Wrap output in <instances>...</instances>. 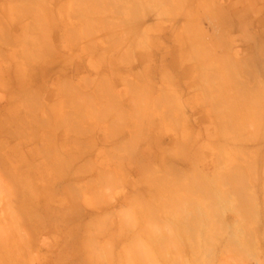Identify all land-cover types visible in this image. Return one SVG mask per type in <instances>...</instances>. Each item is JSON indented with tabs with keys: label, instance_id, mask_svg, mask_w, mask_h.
Listing matches in <instances>:
<instances>
[{
	"label": "rangeland",
	"instance_id": "obj_1",
	"mask_svg": "<svg viewBox=\"0 0 264 264\" xmlns=\"http://www.w3.org/2000/svg\"><path fill=\"white\" fill-rule=\"evenodd\" d=\"M17 3L4 0L8 11L0 20V48L12 66L21 62L16 80L28 65L30 75L38 76L49 57L71 75L103 72L116 77V90L139 91L117 158L83 167L82 159L73 158L68 170L74 173L53 168L50 174L35 157L36 138H49L58 127L37 125V96L15 93L5 103L0 90V264H164L162 253L188 264L174 219L186 208L194 212L189 236L198 244V264H264L247 231L264 214V0ZM67 43L74 68H65ZM199 61L205 63L201 69ZM208 97L223 98L232 112L234 140L221 139ZM174 141L181 144L178 157L160 149L173 148ZM223 143L244 154L235 168L251 164L250 206L239 211L220 197L213 180ZM165 164L178 167L174 179L196 174L202 205L163 201L167 194L156 179L165 177ZM119 166L120 173L109 174ZM45 232L53 235L51 249L41 245Z\"/></svg>",
	"mask_w": 264,
	"mask_h": 264
},
{
	"label": "crops",
	"instance_id": "obj_2",
	"mask_svg": "<svg viewBox=\"0 0 264 264\" xmlns=\"http://www.w3.org/2000/svg\"><path fill=\"white\" fill-rule=\"evenodd\" d=\"M19 3L20 0L17 8ZM7 11L4 0H0V20ZM67 47L64 57L65 68H74L75 60L70 54L69 43ZM9 55L6 56L0 48V90L5 103L8 96L15 93L35 95L38 97L35 114L37 125L50 123L51 126L58 127L57 132L51 137L36 138L38 145L35 157L39 159L40 156L43 160L45 166L42 168L47 169L45 172L53 174V168H62L57 169L59 173H74L68 170L72 166L73 158L82 159L83 167L92 166V161L98 158L118 157V146L123 143L122 128L131 129L132 105L139 90H116L113 86L116 77L111 80L109 74L103 72L89 74L85 71L76 76L71 75L59 63L55 65L57 62L49 57L43 62L42 72L38 76L30 75L31 66L28 65L25 67L27 74L16 80L14 73L21 67V62L18 64L19 68L16 65L12 66ZM45 69H52L54 73L48 76L43 72ZM12 77L15 83L12 82ZM30 78H35L33 87L28 86ZM102 84L106 85L105 90ZM21 102L19 101V104ZM19 109L22 111V107ZM90 134L93 136L90 137ZM128 134L129 137L131 133ZM125 141L128 143L130 139ZM121 169V166L110 167L108 172L113 175L120 173ZM58 221L65 222L64 218ZM45 233L48 234L42 235L41 245L44 249H51L48 242L53 235L49 234L50 232Z\"/></svg>",
	"mask_w": 264,
	"mask_h": 264
},
{
	"label": "bare ground",
	"instance_id": "obj_3",
	"mask_svg": "<svg viewBox=\"0 0 264 264\" xmlns=\"http://www.w3.org/2000/svg\"><path fill=\"white\" fill-rule=\"evenodd\" d=\"M193 45H195V44H193ZM190 46H191V43H190ZM196 50L197 49H195V52H197ZM198 65H199L198 69H201L202 66H205V63H203L202 61H199ZM200 74H201V76L199 75L198 77L203 79L204 82L205 81L207 82L209 80L211 81V79H209L208 75H206V74L202 75V73H200ZM203 80H201V81H203ZM206 87H208V86H206ZM208 89H210V87ZM215 91L221 92L222 90L218 89ZM211 92H214V91L213 90H207L205 94H210V96H211ZM206 103L209 106V108L211 109V111L214 113V117H213L215 120L214 122L217 124V128H218L219 134L221 136V139H224L225 141L226 140L232 141L233 136H234L233 134H235L233 131L234 130L233 129L234 123L231 122L233 120L231 118H233V117H232V112L229 110V108L225 107L224 99L223 98H216V99L209 98V100ZM137 108H136V110H137ZM141 110H142V108H141ZM140 114L141 113L139 110V112H137L138 118H141ZM137 134L139 135V130H138ZM235 136H237V135H235ZM224 140H222V142ZM223 145H224V143H223ZM223 145H221V147L216 145L218 154L216 155L215 166L213 168L214 169L213 170V180L216 183V185L218 186V189L220 192V197L223 200H227L226 202H228V201L234 202L235 205L237 206V209L239 208L238 210L237 209H235V210L239 211L241 208L245 207L246 203H248L246 201L248 199V195L251 194L250 191H252V189L249 190V187H248L249 184H252V182H254V178L252 177L251 173H249V171L251 172V170H249V169H251L250 168L251 164L249 161H246V162L242 161L243 165L240 164L241 166L239 165L238 167L235 168V164L237 162V159L244 156V154H242V152H240L241 150L238 151L236 148L235 149L232 147L229 148L227 144L224 145V147H223ZM160 149H162L164 154H166L168 156L173 154L174 157H178L182 153V151L180 150L181 144L178 143L177 141H174V147L173 148H164V147L162 148L161 147ZM172 167L169 166L168 164L167 165L165 164L164 169L161 172V173H165V177L161 178V179H159V178L156 179V181H157L156 186H159V182L161 185L163 184L164 189H165L164 193L167 194L166 199H164L163 201H165L166 203H171L174 201L176 204H179L182 206H190L191 208L196 207L197 205H202V203H204L205 199L203 198V195H202L203 192H202L201 188L199 186H197V182H196L197 180L194 177V176H196V174L192 172L195 175L193 176L191 174V176H190V173L188 172L189 175L187 174V176H186V174L184 172L183 174L185 176L183 175L181 178L178 176L177 179H174L176 177H174V174L172 173V171L176 172V169L178 170V167L177 168L175 167L176 169H172ZM142 168H144V167H142ZM148 168H150V167H148ZM154 172H155V174H157L156 171L153 170V173ZM182 172L183 171H181V173H180L181 175H182ZM147 173H149V172H147ZM170 173H172L173 176H172V174L170 175ZM175 174H177V172ZM169 176H171V177H169ZM263 188H264V186H263ZM248 205L250 206L249 203H248ZM251 207H253V206H251ZM249 209H250V207H249ZM249 209H248V211H249ZM178 214H179V216H177L174 219L177 222V224L179 225V229H178L179 234H176V233L175 234H176V236H179L180 239L182 238V241L179 242L180 245L183 244L184 246H186L185 250H182L183 252L186 253V255H189L187 257L189 262L187 260H186V262H188V264L189 263L190 264H198V260H197V258H198L197 256L199 254L198 244H197V242L194 241V239H191V236L194 235L192 233L195 232V228L191 224L192 218L194 217L193 209H188V208L181 209ZM181 215H183V216H181ZM174 216H176V215H174ZM248 218H251V217H248ZM251 219L253 220V218H251ZM257 222H259V224H257ZM257 222L256 223L254 222V227L249 226L247 231L251 235L250 236L251 237V239H250L251 243L254 245V247H256L255 248L256 250L257 249L259 250V252L257 250L258 255H259L260 252H262V254L264 253V214L261 216V218ZM252 224H253V221H252ZM257 226L259 227V229H257ZM255 227L257 230L255 229ZM190 232H192V233H190ZM189 235H191V236H189ZM153 243H155V242H153ZM154 246H155V244H154ZM161 246H162V244H161ZM161 246H160V248H162ZM157 247H159V245ZM186 250H187V252H186ZM226 251L224 253H226ZM176 252H178V251H176ZM161 253L162 252H158L159 255ZM169 253H168V255H169ZM185 253H183V254H185ZM181 255H182V253H181ZM184 256L185 255H183V257ZM172 257L174 260L175 255ZM172 257L170 258L169 256H166L164 253H162V255L159 256V258L163 261L164 264H177V263L172 261ZM179 257H180V255H179ZM127 261L128 260H126V262ZM242 263H243V261H242Z\"/></svg>",
	"mask_w": 264,
	"mask_h": 264
}]
</instances>
